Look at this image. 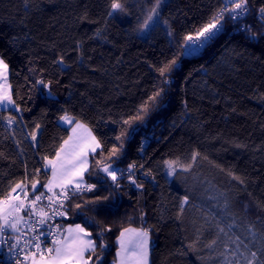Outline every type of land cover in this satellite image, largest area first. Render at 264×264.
Here are the masks:
<instances>
[{
	"label": "trees",
	"instance_id": "1",
	"mask_svg": "<svg viewBox=\"0 0 264 264\" xmlns=\"http://www.w3.org/2000/svg\"><path fill=\"white\" fill-rule=\"evenodd\" d=\"M127 2L151 7L148 0ZM215 2L167 0L162 14L172 21L171 28L152 25L150 32L142 33L137 23L140 7L105 25L108 0H27V7L26 0H0V52L10 65L14 91L25 95L23 77L29 74L30 50L40 57L37 63L45 77L53 79L55 96L51 102L42 90L34 92L26 104L18 99L25 106L23 117L28 126L16 131L15 142L5 139L7 125L0 120V187L6 188L10 178H21L25 162L29 171L39 166L40 156L53 155L70 135V128L57 119L62 107L101 139L105 151L118 144L115 136L123 119L135 114L159 82L156 66L180 51L183 36L194 33L209 18ZM85 9L95 22L77 24L76 18ZM21 18L30 37L25 54L8 44V38L21 31L17 25ZM248 21L255 24L252 17ZM97 28L104 35L87 41L85 60L77 63L72 51L75 42ZM57 53L65 54L69 65L63 73L53 63ZM177 63L163 110L144 122H133L135 131L125 142L122 159L114 165L144 164L155 180L140 176L143 170L138 167L143 190L128 186L115 201L107 216L113 230L107 233L104 264H113L116 239L124 227L151 230V264H218L216 254L209 255L206 246L216 236L217 223L229 233L228 237L220 235L217 252L226 243L231 246L229 237L244 239L250 228L264 234V38L246 39L228 23L200 55ZM33 122L42 125L36 146L25 138ZM196 153L199 156L193 162ZM167 159L177 160L178 168L191 163V169L178 172L179 179L168 178ZM48 175L41 169V185ZM184 195L190 201L181 214ZM226 199L228 215H223L220 209ZM75 222H83L82 217L63 223ZM229 224L234 225L231 231Z\"/></svg>",
	"mask_w": 264,
	"mask_h": 264
},
{
	"label": "snow or ice",
	"instance_id": "2",
	"mask_svg": "<svg viewBox=\"0 0 264 264\" xmlns=\"http://www.w3.org/2000/svg\"><path fill=\"white\" fill-rule=\"evenodd\" d=\"M148 2L151 7L143 8L138 4H130L127 0H108L105 25L117 16L130 15L132 8L140 7L137 15L139 32H150L152 25L163 26L166 30L171 28L172 21L162 14L167 0ZM221 4L223 0H216L209 18L194 33L183 36V40L179 42L182 43L180 51H174L170 60L162 61L156 66L160 73L159 82L154 85L153 93L135 114L123 119L119 134L115 136L118 144L114 143L105 151L101 139L86 124L78 121L67 109H60L57 119L64 125L72 126L71 135L62 141L53 155L40 156L42 163L39 166L29 171L25 162L22 177L10 178L6 181V188L0 187V249H6L11 264H104L109 248L107 233L113 230L107 216L115 201L128 186L143 190L144 183L137 176L138 167L143 170L140 176L155 180L152 170L146 169L144 164L137 166L136 163H130L125 168L114 166L122 159L125 142L131 132L135 131L133 122H144L152 113L163 110L170 90L171 72L178 66V59L200 55L210 42H214L225 31L226 24L231 23L233 31L243 33L246 39L259 41L264 38V3L253 5L252 0H228L223 6ZM25 6H28L27 0ZM249 17L254 18L255 24L248 21ZM0 22H3V17H0ZM76 22L82 24L95 21L89 19L85 9L76 18ZM17 25L21 31L10 36L8 44L14 51L25 54L30 37L25 30L23 18ZM169 34L174 35L171 32ZM103 35L104 30L97 28L91 35L86 34L75 42L72 51L76 53L77 63L82 64L85 60L87 41L100 39ZM28 57L29 74L23 77L25 95L20 96L14 91L10 80L7 57L0 52V110H3L0 111V120L7 125L5 139L13 142L16 131H23L28 126L23 117L25 106L18 103V99L26 104L33 99L34 92L38 94L43 90L49 100L55 102L53 79L46 78L45 70L38 66L40 57L33 56L30 50ZM53 63L60 73L69 67L63 53H57ZM261 98L264 99V94ZM4 112L7 113L6 116ZM31 127L32 130L26 133L25 138H30L36 146L42 125L33 122ZM198 156L199 153H196L191 160L194 162ZM177 164L175 159L164 161L168 178L179 179L178 172H188L191 169V163L179 168ZM41 169L49 173L43 185L40 180ZM93 172L96 174L94 181L89 182ZM189 201L190 197L184 195L180 203L181 214ZM228 208L226 199L220 209L221 213L228 215ZM77 215L82 217L83 222L64 225V221L74 219ZM232 227L234 225H228L229 231ZM215 228L216 236L206 246L209 255L216 254L218 264H264V234H258L250 228L244 239L239 236L234 239L229 237L231 246L226 243L224 249L217 252L216 244L220 235L228 237L229 233L224 232L219 223ZM150 239L151 230L146 226L122 228L116 239L118 247L113 264H149Z\"/></svg>",
	"mask_w": 264,
	"mask_h": 264
},
{
	"label": "built area",
	"instance_id": "3",
	"mask_svg": "<svg viewBox=\"0 0 264 264\" xmlns=\"http://www.w3.org/2000/svg\"><path fill=\"white\" fill-rule=\"evenodd\" d=\"M228 0H223V4H226ZM0 261L4 262L5 264H11V261L7 258L6 249H0Z\"/></svg>",
	"mask_w": 264,
	"mask_h": 264
},
{
	"label": "rangeland",
	"instance_id": "4",
	"mask_svg": "<svg viewBox=\"0 0 264 264\" xmlns=\"http://www.w3.org/2000/svg\"><path fill=\"white\" fill-rule=\"evenodd\" d=\"M60 123L63 125L62 122H60ZM151 245H152V241H151V239H150V253H151ZM242 250H243V249H242ZM150 253H149V264H151Z\"/></svg>",
	"mask_w": 264,
	"mask_h": 264
},
{
	"label": "crops",
	"instance_id": "5",
	"mask_svg": "<svg viewBox=\"0 0 264 264\" xmlns=\"http://www.w3.org/2000/svg\"><path fill=\"white\" fill-rule=\"evenodd\" d=\"M0 111H2V110H0ZM64 125V124H63ZM64 126H66V127H69V128H71L72 126H70V125H64ZM70 135H71V133H70Z\"/></svg>",
	"mask_w": 264,
	"mask_h": 264
}]
</instances>
